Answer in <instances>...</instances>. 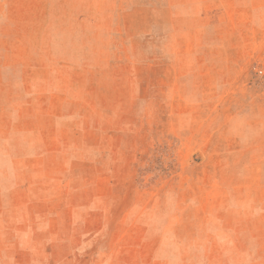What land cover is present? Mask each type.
<instances>
[{
  "label": "rangeland",
  "instance_id": "rangeland-1",
  "mask_svg": "<svg viewBox=\"0 0 264 264\" xmlns=\"http://www.w3.org/2000/svg\"><path fill=\"white\" fill-rule=\"evenodd\" d=\"M264 0H0V264H264Z\"/></svg>",
  "mask_w": 264,
  "mask_h": 264
},
{
  "label": "built area",
  "instance_id": "built-area-1",
  "mask_svg": "<svg viewBox=\"0 0 264 264\" xmlns=\"http://www.w3.org/2000/svg\"><path fill=\"white\" fill-rule=\"evenodd\" d=\"M259 73L263 75L264 74V70L263 69H260L259 70Z\"/></svg>",
  "mask_w": 264,
  "mask_h": 264
}]
</instances>
